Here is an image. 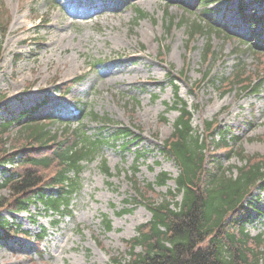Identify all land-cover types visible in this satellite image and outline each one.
<instances>
[{"label": "rangeland", "instance_id": "obj_1", "mask_svg": "<svg viewBox=\"0 0 264 264\" xmlns=\"http://www.w3.org/2000/svg\"><path fill=\"white\" fill-rule=\"evenodd\" d=\"M0 1L4 19L10 18L0 56V93L7 97L1 104L0 122L17 119L22 110L48 100L37 118L50 113L72 117L85 109L111 119L110 131L122 125L139 138L126 149L106 145L101 157L87 165L81 176L82 191L72 203V215L58 226L54 227L52 218L41 215L40 207L38 214L35 206L16 215L3 211V217L19 222L32 236L41 226L49 232L37 249L32 239H7L0 231V264H112L114 258L122 262L128 259L126 242L137 236L140 225L151 220L144 204L133 200L139 196L128 176L138 168L137 181L144 187L161 173H168L173 180L156 187L149 196L156 203L176 188L177 165L162 154V143L172 134L178 117L176 111L168 109L175 99L174 85L194 112L196 129L202 131L203 122L212 121L239 137L246 155L264 158V89L258 97L240 99L236 90L223 96L226 83L217 85L222 77L231 80L236 62L233 52L237 47L245 51L247 46L214 35L189 40L186 27L179 25L181 19L194 20L204 12L203 8L190 10L193 0H184L188 10L176 0ZM137 8L147 17L136 21ZM208 9L214 23L228 27L245 41L254 38L245 17L264 13V5L254 0H221ZM255 34L263 33L256 29ZM209 44L212 57L203 61ZM242 64L247 75L264 73V55L248 53ZM84 75L85 80L68 95L60 94L59 85ZM83 126L89 135L104 128L89 119H84ZM19 132L15 124L11 137ZM216 153L224 168L241 166L236 157L229 160L222 151ZM102 158L113 177L101 172ZM4 178L6 175H0V180ZM4 196L9 193L0 190V197ZM105 217L112 222L110 231L105 229ZM247 229L252 236L262 233L264 238V218L259 217Z\"/></svg>", "mask_w": 264, "mask_h": 264}, {"label": "trees", "instance_id": "obj_2", "mask_svg": "<svg viewBox=\"0 0 264 264\" xmlns=\"http://www.w3.org/2000/svg\"><path fill=\"white\" fill-rule=\"evenodd\" d=\"M215 1L218 0H195V5L201 7ZM3 7L0 1V33L4 37L8 20L4 19ZM137 12L142 18L146 16L138 9ZM181 25L186 26L190 40L197 36L210 39L212 35L233 40L225 29L212 24L205 16L192 22L183 20ZM259 44L260 41L249 44L248 51L256 54ZM211 47L210 44L205 46L203 61L211 59ZM238 59L239 64L231 80L222 77L217 81L219 86L227 84L223 96L234 90L241 94L258 93L264 86V78L258 81L259 74L247 75L243 71L242 59ZM81 79L69 83L66 93ZM174 96L169 109L178 111L179 116L174 122L172 134L164 142L162 154L174 160L179 168L176 190L169 191L162 202L156 203L149 197L150 194L154 193L155 187L165 186L171 176L161 173L155 183L147 184L145 190L133 179L135 191L151 212L152 219L140 225L138 235L126 242L129 258L123 262L114 258L112 264H261L264 260V252L259 248L262 242L251 238L246 231L250 218L244 213L243 201L259 182L264 185V159L238 152L241 149L236 150L240 138L230 136L229 132L211 122H204V132L194 128V114L178 96L177 86H174ZM4 98L0 93V103ZM36 111L37 108L19 116L16 123L21 129L15 137L10 134L13 121L0 123V170L9 173V177L0 184V189L9 192L8 197H0V229L6 234L17 235L21 226L7 222L1 212L20 213L28 211L31 205L41 207L46 216L57 217L53 223L58 225L71 214L72 201L82 189L80 176L86 165L99 156L104 146L121 142L120 147L127 148L136 140L128 128H117L112 132L107 130L106 133L101 128L97 135H89L85 126L73 130L71 121L64 124L61 118L37 121L32 119ZM88 116L91 120L103 121V124L111 121L84 111L75 119L81 125L80 122ZM24 119L27 121L22 122ZM163 121L167 119L164 117ZM56 123L65 126L61 133L51 129ZM217 151L225 152L227 159L239 157L243 166L224 168L215 155ZM208 158L209 167L206 164ZM19 159L22 161L16 169L4 168ZM101 169L105 175L112 176L105 160ZM234 169L236 176L232 173ZM137 173L138 168L135 167L133 177ZM48 188H56V193L48 194L45 191ZM178 196H181L180 201H177ZM104 225L107 231L112 229V222L107 217ZM23 234L31 237L28 232ZM46 236L47 230L42 228L35 236V243H41ZM138 248L140 252H137Z\"/></svg>", "mask_w": 264, "mask_h": 264}]
</instances>
